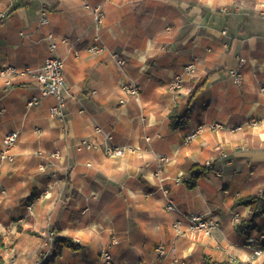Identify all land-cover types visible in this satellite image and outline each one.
<instances>
[{"label": "crops", "instance_id": "crops-1", "mask_svg": "<svg viewBox=\"0 0 264 264\" xmlns=\"http://www.w3.org/2000/svg\"><path fill=\"white\" fill-rule=\"evenodd\" d=\"M96 5L105 13L97 29ZM40 7L48 11V24L40 23ZM49 33L67 42L51 52ZM96 37L104 50L88 53ZM112 53L125 63L119 66ZM49 55L64 62L63 120L48 112L54 98L26 105L37 93L29 75L13 77L10 85L0 77V147L5 132H19L11 160L0 162L5 264H32L41 256L45 245L26 235L37 237L49 224L79 245L63 248L51 264H101L99 248L112 235L119 238L112 249L116 264H179L173 256L186 264H202L205 256L264 264V241L245 242L264 233V217L247 234L231 219L235 212L249 215L248 206L235 205L237 198L264 192V122L249 123L264 114V7L258 1L0 0V67L37 69ZM241 57L244 79L237 85L228 69ZM190 62L192 76L171 88ZM129 81L141 86L136 96L126 97L121 88ZM191 94L189 121L170 129L168 113ZM213 120L224 127L185 140L194 126ZM105 133L134 150L111 159L78 148L81 140L100 142ZM159 156L165 158L160 164ZM188 163L211 166L191 188ZM167 198L179 213L165 209ZM189 213L215 217L219 228L212 237L191 233ZM177 217L184 231L178 237L172 227ZM160 243L164 256L155 251ZM256 247L263 248L260 255Z\"/></svg>", "mask_w": 264, "mask_h": 264}, {"label": "built area", "instance_id": "built-area-1", "mask_svg": "<svg viewBox=\"0 0 264 264\" xmlns=\"http://www.w3.org/2000/svg\"><path fill=\"white\" fill-rule=\"evenodd\" d=\"M261 7H264V0H259ZM93 12V26L97 29L99 28L104 21L105 13L100 5H96L92 9ZM39 20L41 24H48L49 17L48 11L44 7H40L38 10ZM66 43L67 37H56L53 33L47 35V44L49 51L53 52L59 45V43ZM104 50V46L98 42V37L94 39V42L89 44L86 47V51L91 54L100 53ZM112 57L115 59L116 63L119 66H122L125 63L123 57L117 53H112ZM246 63L244 58L238 59V66L228 69V75L231 78L232 82L235 84H240L244 79V74L241 70L242 66ZM64 62L63 59L55 56H47L42 65L37 69L30 68H18L12 64H3L0 67V77L3 78V81L10 85L12 83L13 77L17 75H29L34 81L37 89V93L32 95L26 101L27 106H33L38 104L44 98H54L56 102L49 106L48 112L51 116L57 117L58 119L63 120L64 112L63 107L65 105V98L63 97L62 91L65 89V79L63 74ZM194 71L193 63H187L182 67V70L173 76L172 81L170 82V87L180 88L182 84L188 77H191ZM123 92L127 96H136L141 86L135 81L124 82L121 84ZM264 92V87L260 89ZM126 101L125 97L119 99V103L123 104ZM264 111V104H263ZM264 122V114L260 118L251 117L250 122L252 125H256L258 122ZM224 125L220 121H209L206 123H200L194 126L189 132L185 134V140L189 141L194 138L197 134H200L206 130H218L223 128ZM240 128V127H236ZM95 133H102V129L99 126L94 128ZM19 137V132L16 130H9L4 133L1 139L0 147V162L10 161L12 157V149L17 143ZM148 139V138H146ZM78 148H84L89 150L101 151L106 157L118 159L126 155L127 153L134 150V147L131 145H118L112 141V135L110 133H105L102 141L97 140H81L78 143ZM165 158L159 156V162L163 161ZM209 162H207L208 164ZM182 174L178 173L175 181H178ZM45 194L48 192L47 189L43 191ZM167 194V191H163ZM262 193V192H261ZM30 209V206L28 207ZM165 209L167 211H173L179 213V209L175 203L167 198L165 203ZM189 221L188 229L192 233H202L205 236H210L212 233L219 228V221L215 217L206 216L200 213H189L184 216ZM233 223L236 225L240 219L238 213H233L231 217ZM172 227L175 232L176 237L182 234L184 231L182 229V218L177 217L172 222ZM256 241H264V233H259L257 235H247L245 242L247 245L255 244ZM119 243L117 236L112 235L111 238L101 245L99 249V259L101 264H116L112 249ZM155 251L159 256H164L166 254V249L162 243L158 244L155 247ZM263 251V248L256 247L254 250V255H260ZM50 253V252H49ZM48 253V254H49ZM172 261L179 264H186L184 261L173 256ZM234 261V260H233ZM38 264V263H37Z\"/></svg>", "mask_w": 264, "mask_h": 264}, {"label": "trees", "instance_id": "trees-1", "mask_svg": "<svg viewBox=\"0 0 264 264\" xmlns=\"http://www.w3.org/2000/svg\"><path fill=\"white\" fill-rule=\"evenodd\" d=\"M197 87L193 90L196 92ZM193 92V94H194ZM193 94H191L185 103H179L168 113V125L170 129H176L187 123L190 118V105L192 102ZM211 170V166H203L196 163H188L186 171L189 174V179L186 181L189 188L196 185V180L206 175ZM235 205H244L249 207V215L240 217L236 224V229L239 233L247 234L255 227V223L264 217V192L257 194H248L239 197L235 200ZM53 232H59L54 229ZM52 251L51 255L43 259L40 264H50L54 259L59 256L63 248L78 249L79 245L74 243L68 236L56 235L52 237L51 241ZM0 264H5L0 257ZM202 264H246L241 261H228V260H212L209 257H204Z\"/></svg>", "mask_w": 264, "mask_h": 264}, {"label": "rangeland", "instance_id": "rangeland-1", "mask_svg": "<svg viewBox=\"0 0 264 264\" xmlns=\"http://www.w3.org/2000/svg\"><path fill=\"white\" fill-rule=\"evenodd\" d=\"M254 1H258L259 2V0H254ZM259 5H260V3H259ZM261 6V5H260ZM230 7H228V9H229ZM233 8V7H232ZM230 10V9H229ZM111 159H113V158H111ZM118 159H120V158H118ZM160 163H162V161L161 162H159V164ZM29 207V206H28ZM31 208V207H30ZM29 209V208H28ZM50 217H45L44 218V220H45V223L48 221V219H49ZM98 226H100L101 224H97ZM20 228H23L24 226H23V222H22V225L21 226H19ZM42 231V233H40V232H38V233H40V235H38L37 237L35 236V235H26V236H30V238L31 239H33L34 241H36V242H42V244L43 245H45V248L43 249V253H42V255L41 256H39L38 257V254H36L35 255V257H33L32 258V264H40L41 262H42V260L43 259H45V258H47L48 256H50L51 255V251H52V245H51V241H52V237L53 236H56V233L55 232H53L52 231V228H51V224H49L47 227H45V228H43V229H39L38 228V230L37 231ZM189 231V230H188ZM190 232V231H189ZM26 233V232H25ZM28 233V232H27ZM192 233V232H191ZM5 234V233H4ZM202 234V233H201ZM25 235V234H24ZM203 235V234H202ZM212 235H213V233H212ZM212 235H210V236H208V237H212ZM43 237V238H42ZM119 239V238H118ZM3 240V237H0V242ZM9 240V239H8ZM11 240V241H10ZM9 240V242L7 243L6 242V246H7V248L9 247L10 249L13 247V239H10ZM29 242V240H27V241H21V245H24V244H27ZM17 244V243H16ZM33 245H34V243H32ZM101 247V246H100ZM100 249V248H99ZM50 252V253H49ZM49 253V254H48ZM13 256L15 257V259H16V257H17V252H13ZM52 263V262H51ZM50 263V264H51Z\"/></svg>", "mask_w": 264, "mask_h": 264}]
</instances>
